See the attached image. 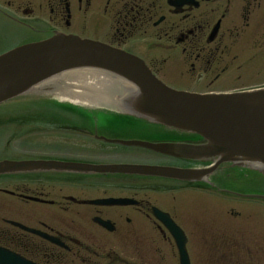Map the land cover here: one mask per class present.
<instances>
[{"label":"flooded vegetation","instance_id":"obj_1","mask_svg":"<svg viewBox=\"0 0 264 264\" xmlns=\"http://www.w3.org/2000/svg\"><path fill=\"white\" fill-rule=\"evenodd\" d=\"M57 35L134 55L175 90L264 88V0H0V55ZM37 105L11 114L70 110ZM42 121L37 128L14 123L28 129L30 159L99 163L124 155L97 139L118 132L100 118L54 128ZM150 164L195 168L164 157ZM242 170L219 166L199 182L45 169L0 175V247L27 264H181L179 243L158 210L180 229L188 264H264V235L207 209L216 199L226 206L225 187L263 184ZM105 199L129 203H94ZM229 216L239 221L242 213L230 208Z\"/></svg>","mask_w":264,"mask_h":264},{"label":"water","instance_id":"obj_2","mask_svg":"<svg viewBox=\"0 0 264 264\" xmlns=\"http://www.w3.org/2000/svg\"><path fill=\"white\" fill-rule=\"evenodd\" d=\"M83 69L101 71L128 83L134 91L132 95L122 100V104L137 116L197 135L205 141L197 145L139 141L119 143L181 159L196 161L214 159V163L207 170L192 171L140 165L90 166L55 161H3L0 162V174L24 172L40 167L95 173L164 176L191 181L210 173L222 163H233L250 165L264 176V89L205 95L177 92L155 79L135 57L91 41L58 35L40 43L15 48L1 55L0 104L22 96L37 85L62 73ZM66 79L70 83H64L58 88L68 89L74 81L88 83L91 79L101 80L103 87L113 86L117 82L127 88L122 81L94 71L77 73L69 77L63 75V80ZM96 84L93 81L91 85L96 87ZM49 92L54 93L55 90L49 88ZM58 92L61 97L71 98V101L81 99L76 93L67 94L68 92L62 90ZM93 92L96 91L91 90L89 96L82 101L112 102L109 94L100 96L99 92H97L99 97L93 99L91 97ZM110 94L114 95V91L112 90ZM102 97L105 100L100 99ZM96 113L99 118H102V115L111 116L102 111ZM146 141L156 142V140ZM13 262L15 260L10 254L0 251V264Z\"/></svg>","mask_w":264,"mask_h":264},{"label":"rangeland","instance_id":"obj_3","mask_svg":"<svg viewBox=\"0 0 264 264\" xmlns=\"http://www.w3.org/2000/svg\"><path fill=\"white\" fill-rule=\"evenodd\" d=\"M110 118H111V116L102 115L101 121H103V119L107 120ZM120 122L123 123L124 125L133 126V123L130 122L129 120H126V119H123V120L120 119ZM113 123H115L114 120H113ZM32 124L33 125L39 124V122L37 121V119L35 117H33ZM35 128H37V127H35ZM20 130L23 131V135H25V136L21 137L16 142H14L15 141L14 140L12 142V145L17 147V151H16L17 155H26V153H27V151H26V140L29 141L28 140L29 134L24 133L25 129H20ZM121 133L122 134L120 135L119 138H121L123 140L171 141V138H169L167 136H160L159 138H155V137H151L150 135H146V134L141 133V132H132V131L128 132L127 131V132H121ZM0 135H3V134L0 133ZM7 136L9 138L11 136V134L10 135L8 134ZM4 139H6L5 136L3 137V139H1L0 146L4 145V142H3ZM117 147H120V146H117ZM121 148H123V147H121ZM123 149L124 150H132V151H142V152L148 153L147 151L139 150V149H132V148H123ZM1 150H2V148H1ZM135 153L142 155L139 152H135ZM20 158H24V157H20ZM133 161H138L136 163H144L145 159L142 160L139 155L131 154V153H126L121 157L113 158V162L131 163ZM255 176H256V179L258 181H263L262 183H264V180L260 178L261 176L259 174L258 175L255 174ZM242 191L244 193H249V194H261V193H264V184H259L258 187L252 186V187L246 188L245 190H242ZM227 202L230 205H235V204L237 205L235 207L231 206L232 208H234V211L238 210L239 212H249V214L248 213L243 214V216H245V217L241 216L239 221L225 217L226 223H229V221H231V222L237 221V222H240L241 227H246L243 230L248 231L249 235H252V234L264 235V200L231 198V199L227 200ZM209 206H210V209H209L210 215L209 216L212 215V216L218 217L219 211H217L218 214H215V215H213V213H211V212L215 211L214 209L217 210L219 208V206H217V204L215 202H212V201H210ZM231 207L227 206L226 212H229ZM224 225H225V223L223 224V227H224Z\"/></svg>","mask_w":264,"mask_h":264}]
</instances>
